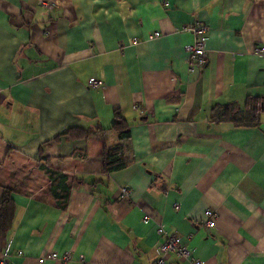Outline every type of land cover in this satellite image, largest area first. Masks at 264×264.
Listing matches in <instances>:
<instances>
[{
  "label": "crops",
  "instance_id": "1",
  "mask_svg": "<svg viewBox=\"0 0 264 264\" xmlns=\"http://www.w3.org/2000/svg\"><path fill=\"white\" fill-rule=\"evenodd\" d=\"M195 22L208 27V61L194 74L184 27ZM258 45L264 0H0V199L9 188L15 202L7 264H154L159 224L205 264H264ZM117 111L130 128L126 166L108 173L102 147L120 141ZM71 127L89 136L65 135ZM45 167L72 183L66 209ZM5 252L0 241V261ZM52 252L71 260L40 262ZM166 264L188 262L172 252Z\"/></svg>",
  "mask_w": 264,
  "mask_h": 264
},
{
  "label": "trees",
  "instance_id": "2",
  "mask_svg": "<svg viewBox=\"0 0 264 264\" xmlns=\"http://www.w3.org/2000/svg\"><path fill=\"white\" fill-rule=\"evenodd\" d=\"M258 104H251L249 112L258 111ZM231 105L224 106L225 111H231ZM222 118V117H221ZM237 124L246 122L245 118H236ZM113 129L118 131L120 141L115 144H109L105 140L102 147L103 170L105 172H112L122 169L126 166L125 159V143L124 141L130 137V128L127 121L117 111L115 114V123ZM65 135L74 138H84L89 136L87 131H77V128L71 127L65 130ZM52 180V191L57 201V205L66 209L68 207V200L72 189V183L68 181L66 175L61 174L58 170L45 167L44 168ZM11 189L4 188L0 199V241L3 243L4 249L7 247V240L10 231L13 228L15 221V202L11 195Z\"/></svg>",
  "mask_w": 264,
  "mask_h": 264
},
{
  "label": "built area",
  "instance_id": "3",
  "mask_svg": "<svg viewBox=\"0 0 264 264\" xmlns=\"http://www.w3.org/2000/svg\"><path fill=\"white\" fill-rule=\"evenodd\" d=\"M185 31L191 32L194 36V40L191 44L186 46L187 51V62L188 68L191 73H199L206 66L208 61L206 41H207V31L208 27L202 22H195L184 27ZM160 35V32H155L151 35V38H155ZM254 53L260 57H264V45H258L254 48ZM99 80L97 78H92L90 80L91 86H97ZM130 195V189L127 186L121 187L120 196L122 198L128 197ZM179 208L178 205L175 206ZM206 224L210 228H213L217 224V213L212 209H207L205 211ZM149 216H145L144 221L148 222ZM157 233L161 237V244L159 246V257L155 260L154 264H166L168 254L175 252L178 257L188 262V264H205V262L193 255L191 249L182 241V238L174 233H169L164 225L159 224L157 228ZM10 248L6 247V252L4 258L0 261V264H7V256ZM21 254V251H17ZM46 257L52 259H60L63 262H68L71 260V254L66 253L63 256H59L57 252H52L49 256H42L40 262H43ZM81 264H87L82 260Z\"/></svg>",
  "mask_w": 264,
  "mask_h": 264
}]
</instances>
